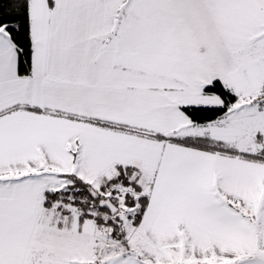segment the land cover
<instances>
[{"label":"snow or ice","instance_id":"6c2138e0","mask_svg":"<svg viewBox=\"0 0 264 264\" xmlns=\"http://www.w3.org/2000/svg\"><path fill=\"white\" fill-rule=\"evenodd\" d=\"M0 264H264V0H0Z\"/></svg>","mask_w":264,"mask_h":264}]
</instances>
